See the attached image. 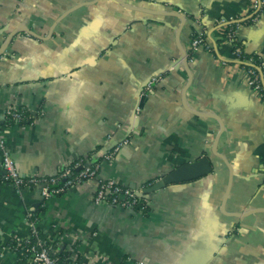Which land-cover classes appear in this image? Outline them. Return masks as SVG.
<instances>
[{"label": "crops", "instance_id": "crops-1", "mask_svg": "<svg viewBox=\"0 0 264 264\" xmlns=\"http://www.w3.org/2000/svg\"><path fill=\"white\" fill-rule=\"evenodd\" d=\"M254 15L252 0H0V112L37 113L4 126L23 175L100 159L99 177L144 187L203 156L214 166L143 213L97 204L95 182L45 199L0 181V264H22L9 244L39 208L71 264H264V97L226 38L235 29L264 72V8Z\"/></svg>", "mask_w": 264, "mask_h": 264}, {"label": "built area", "instance_id": "built-area-1", "mask_svg": "<svg viewBox=\"0 0 264 264\" xmlns=\"http://www.w3.org/2000/svg\"><path fill=\"white\" fill-rule=\"evenodd\" d=\"M254 18H257L260 11L264 8V0H252ZM226 38L233 44V54L237 62L242 64L249 75V84L251 88L264 97V72L262 71L263 63L256 61L255 57H246L242 44L236 38L235 29H228ZM205 44V34L200 32L192 41V48L195 50ZM162 79V75H153L144 86V92L147 94ZM36 114H30L27 108L8 106L3 112H0V151L2 153L3 171L0 174V181L13 185L19 191L34 190L38 188L43 198L47 199L54 195L62 194L70 189L82 186L88 182H95L96 190L94 201L97 204L118 206L131 209L138 212H145L144 207L150 204V195H140L143 188L135 185H124L112 178H101L98 171L101 166V160L91 161L87 158L78 160L74 165H68L60 169L58 173L50 176L41 175H23L17 168L15 161L7 148L4 138L5 122L20 123L36 120ZM128 140L121 142L112 152H109L105 159H111L116 150L127 144ZM143 205L140 209L137 206ZM32 211L28 212L27 220L29 221L32 231L28 236L14 234L12 240L14 246H10L19 255L26 254L30 264H63L58 256L54 255V249L48 240L39 235L37 218L32 219ZM35 237L32 241L31 238ZM143 263V262H141Z\"/></svg>", "mask_w": 264, "mask_h": 264}, {"label": "water", "instance_id": "water-1", "mask_svg": "<svg viewBox=\"0 0 264 264\" xmlns=\"http://www.w3.org/2000/svg\"><path fill=\"white\" fill-rule=\"evenodd\" d=\"M119 1L123 2V0H119ZM73 10L74 9H72L70 12H72ZM177 15H179V14H177ZM181 17L182 16L180 15V18ZM2 54H3V51L1 50L0 55H2ZM182 57H183V60H184L186 66L188 68L189 67L188 66V55H187V52L184 50L182 51ZM188 70H189V68H188ZM146 84H147V82H146ZM144 97L145 96H143V99H142L143 101L145 99ZM142 103L143 102L141 101L140 107L142 106ZM222 158H224V157H222ZM213 170H214V166H213L211 159L207 156H203V157H201L195 161L182 164L180 166H177L176 168H173V169L165 172L161 176V178H159L158 180H156V181L152 182L151 184L147 185L146 187H144L142 192H140L139 194L140 195L153 194L155 192H158V191L165 189L166 187H168L172 184L183 183L186 181H191V180L197 179L201 176H204V175L211 173ZM230 171H231L230 181H229L226 193H225L222 208L225 207V203L227 201V198L229 196V193H230V190L232 187L233 172H232L231 167H230ZM135 186H137V185L135 184ZM238 216H240V215H238Z\"/></svg>", "mask_w": 264, "mask_h": 264}, {"label": "trees", "instance_id": "trees-1", "mask_svg": "<svg viewBox=\"0 0 264 264\" xmlns=\"http://www.w3.org/2000/svg\"><path fill=\"white\" fill-rule=\"evenodd\" d=\"M256 58V61L258 62L259 60H258V57H255ZM4 124H10V122H5ZM85 159V158H84ZM100 160V159H99ZM77 162V161H76ZM76 162H73V163H71L70 165H74ZM152 182H154V180H151V181H149V182H147L145 185L147 186V185H149V184H151ZM143 205H139V206H137V209H140L141 207H142ZM144 209H145V211L146 210H148V206H146V207H144ZM138 211V210H137ZM39 212H40V208L37 210V211H32V213H33V217H32V219H36V218H38V214H39ZM39 235L42 237H44V238H46L47 240H48V244H51L52 245V248L54 249V241H52L49 237H47L45 234H43L42 233V231L39 229ZM34 236L31 238V240L33 241L34 240ZM14 244H15V241L14 240H12V241H10V246H14ZM54 255H56V256H58L59 257V259H60V261H61V263H63V264H71L70 262H69V260H68V255H69V253L68 252H66V251H61V250H54ZM28 256L25 254H20L19 255V261L22 263V264H30V262H29V260H28V258H27Z\"/></svg>", "mask_w": 264, "mask_h": 264}, {"label": "rangeland", "instance_id": "rangeland-1", "mask_svg": "<svg viewBox=\"0 0 264 264\" xmlns=\"http://www.w3.org/2000/svg\"><path fill=\"white\" fill-rule=\"evenodd\" d=\"M144 93H146V92H144Z\"/></svg>", "mask_w": 264, "mask_h": 264}]
</instances>
